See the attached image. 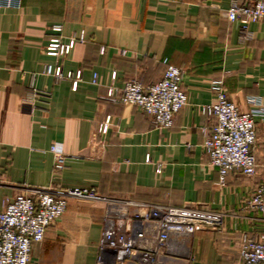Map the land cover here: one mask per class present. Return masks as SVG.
I'll return each instance as SVG.
<instances>
[{"label":"crops","instance_id":"crops-1","mask_svg":"<svg viewBox=\"0 0 264 264\" xmlns=\"http://www.w3.org/2000/svg\"><path fill=\"white\" fill-rule=\"evenodd\" d=\"M230 2L19 0L0 7V210L5 198L38 187H95L101 196L69 199L32 245V264H97L110 199L220 212L219 227L171 236V251L186 264H239L240 234L264 233V214L246 207L264 182V120L255 118L253 175L233 170L220 185L201 147L212 122L202 111L215 100L211 80L222 78L242 111L264 102V23H249L243 38L240 23L226 17ZM80 32L84 40L65 57L43 52L50 37ZM163 58L181 68L187 95L167 128L119 101L130 78L159 80ZM46 64L81 70L75 90L46 74ZM34 90L41 94L29 100ZM52 144L66 156L62 169L54 168Z\"/></svg>","mask_w":264,"mask_h":264},{"label":"built area","instance_id":"built-area-1","mask_svg":"<svg viewBox=\"0 0 264 264\" xmlns=\"http://www.w3.org/2000/svg\"><path fill=\"white\" fill-rule=\"evenodd\" d=\"M18 3L19 0H0V7ZM226 17L240 23L241 35L246 38L249 23H264V0H231ZM49 29L61 32L62 25L52 24ZM83 40V32L65 41L60 35H54L48 39L43 52L65 57L76 42ZM162 63L165 68L159 80L144 85L139 79L130 78L120 90L119 101L150 115L156 127L167 128L172 126L175 114L186 103L187 95L182 87L181 68L166 58ZM44 72L57 80H70L74 90L82 77L81 70L64 73L60 65L46 64ZM92 83H98L97 73L92 74ZM209 87L215 100L202 107L212 122L204 131L201 147L217 171L218 183L223 185L233 170L246 176L256 173L257 162L252 152L256 142L255 118L264 120V102L254 99L255 106L242 111L228 97L222 78L211 80ZM40 94L34 90L28 99L36 100ZM107 95L116 100L114 87L108 88ZM108 122L109 116L101 131H106ZM49 151L53 155L54 168H64L66 156L62 150L52 144ZM69 199L94 201L101 196L95 187L50 186L5 198L0 210V264H32V245L43 241L46 227L61 218ZM108 203L111 207L99 242L97 264H186L171 251V236L193 234L206 227L216 228L222 222V214L217 211L139 204L122 199H110ZM246 207L264 214V182L255 188ZM238 256L239 264H264V233L240 234Z\"/></svg>","mask_w":264,"mask_h":264}]
</instances>
